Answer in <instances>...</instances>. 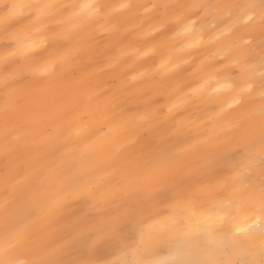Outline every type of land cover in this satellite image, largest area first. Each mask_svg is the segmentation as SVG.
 <instances>
[{
	"label": "bare ground",
	"instance_id": "6f19581e",
	"mask_svg": "<svg viewBox=\"0 0 264 264\" xmlns=\"http://www.w3.org/2000/svg\"><path fill=\"white\" fill-rule=\"evenodd\" d=\"M204 1L0 0V203L6 198L1 197L6 165L12 175L26 171L38 157V166L51 164L50 212L39 224L29 226L34 242L15 248L16 264H30L37 258V242L49 250L59 249V260L108 264L119 253L97 230L112 224L122 226L131 245L126 249L128 259L135 251L137 258L153 264H173L186 258V245L195 258L214 260L222 246L250 240L256 244L258 257L264 259L260 248L264 223L256 199L236 185L233 191L245 201L234 210L218 197L219 182L206 190L198 174L200 169L204 174L212 172L203 166L205 160L230 135L233 127L229 123L245 115V103L255 99L248 91L251 76L237 71L231 75L225 65L218 70L210 62V50L217 51L227 42L224 38L210 41L218 29L206 32L205 18L194 19L195 7ZM28 3L73 7L61 9L43 23H36L25 10L3 7ZM91 4L103 8L94 15L96 10L81 7ZM165 5L189 7L178 11ZM6 14H11L7 22ZM221 25L215 28L227 27ZM22 45L26 51L20 50ZM66 54H70L68 62L58 63L54 75L41 73L42 64ZM191 54L198 58L200 69L193 75L176 70ZM241 54L239 58H244ZM188 77L194 82H182ZM6 99L12 114L7 146ZM145 113L159 125L155 132L142 126ZM256 113L254 119L259 121ZM172 122L176 125L171 126ZM157 132L174 151L191 148L181 178L190 176L194 192H204L202 202H195L192 195L178 196L181 188L171 183L144 185L131 196L124 193V167L155 142ZM14 183L8 185L9 199L23 218L27 208L10 195ZM68 241L69 246L61 247Z\"/></svg>",
	"mask_w": 264,
	"mask_h": 264
},
{
	"label": "snow or ice",
	"instance_id": "6c2138e0",
	"mask_svg": "<svg viewBox=\"0 0 264 264\" xmlns=\"http://www.w3.org/2000/svg\"><path fill=\"white\" fill-rule=\"evenodd\" d=\"M5 9H20L28 12L29 17H35L36 23L44 21L60 14L61 9L73 7L71 5H58L54 3H28L23 5H7ZM96 10L98 14L102 10V5H82ZM174 7L178 11L183 10L187 5H165ZM198 8L206 10H214L218 8L232 7L229 5L207 4L198 5ZM249 7H259L261 12V21L264 23V0H260V4L249 5ZM11 14H6L5 22L8 21ZM92 17L90 16L89 19ZM21 51L26 49L21 46ZM69 55L63 57H54L50 62H46L40 66V71L43 75H54L58 63H67ZM15 82V81H13ZM9 85L6 83L5 85ZM200 89L195 90L199 92ZM195 94V93H194ZM264 98V94H262ZM238 104L242 103L237 101ZM10 103L6 99L3 110V122L5 130V143L7 146V137L9 128L12 123V114L9 111ZM260 121L255 123L250 115L240 117L233 126L230 135L227 139L215 146L210 153V158L204 162V167L213 170H221L226 173L224 185L235 187L236 185L249 184L251 189L250 196L257 198L261 216H264V179L261 180L258 188L252 186L247 179L246 173L250 174L252 169L258 168L259 174L264 178V107L260 110ZM142 126L147 125L149 133L155 132L159 128L158 124L153 122V119L145 113L141 117ZM229 146H235L236 150L231 151ZM258 146V151H257ZM191 151L190 147L181 148L179 151H174L171 147L166 146L164 136L157 132L155 142L148 144L139 157L131 159L122 171L121 183L124 185L123 191L126 195L131 196L144 185H156L162 183H171L179 188L182 183L181 174L185 167L188 166L187 154ZM40 165L38 157L29 168L23 173L15 171L9 175V165L5 169V193L6 198L3 204L4 211V238L0 242V264H16L13 259L15 248L21 244H32L34 242L33 235L28 232V228L32 224H39L43 221L50 212L48 192L52 185L48 184L51 175V164ZM12 184L11 196L14 199H19L27 208V212L23 218L20 213L10 208L12 200L9 199L8 185ZM19 196L17 197V192ZM186 193L183 189L177 192L178 196H184ZM191 195V193H187ZM102 239L107 242L117 253L119 258L108 262V264H153L152 261L137 258V253L133 251L132 259H128V251L131 245L127 243L122 226L115 224L109 225L103 229L97 230ZM244 231V230H239ZM261 255L264 256V233L261 234ZM70 241L65 242L61 247L69 246ZM38 254L37 258L32 260L30 264H77V262L56 259L59 249H48L42 242H37ZM78 264H96L95 261L85 260ZM173 264H217L214 260L198 259L191 254H186V258L177 259ZM240 264H257L256 261H241ZM259 264H264V259L259 261Z\"/></svg>",
	"mask_w": 264,
	"mask_h": 264
},
{
	"label": "rangeland",
	"instance_id": "374dc122",
	"mask_svg": "<svg viewBox=\"0 0 264 264\" xmlns=\"http://www.w3.org/2000/svg\"><path fill=\"white\" fill-rule=\"evenodd\" d=\"M230 1L231 0H205L203 3H206V4H204V5L211 3V4H220V5H229L232 7L218 8V9H214L211 11L203 9V8L195 7V14H197V17L194 19L198 20L201 17L205 18V21H207V23L205 25L206 28H204V31L206 30V32L207 31L209 32L212 29H218L217 33L215 35H212L209 38L210 41L218 42V39H219V41H221L224 38L225 39L224 41L227 42V43H225V45L222 48H220L217 51L216 50H210L211 52H209L208 56L209 55L213 56V57L210 56V58H213V60L209 59V60H212L210 62L216 67L219 66V67H217L218 70H222L224 68L223 65H225V67L230 70L229 74H231V75H233L237 72H244V73L248 74L247 75L248 77L251 76L250 79L252 80V83H251V88L248 91L251 92L252 94H254L255 99H253L251 101V103H245V111H246L245 115H250L254 119V114L256 112L253 110H256L257 113L260 115V110L262 107H264V98H262V94H264V23H262V21H261V12L259 13V11H260L259 7H257V8L256 7H249V5L254 4V5L258 6L260 4V0H235L236 3L232 2L234 0H232L231 2ZM198 5H203V4L198 3L197 6ZM243 6H244V9H243ZM241 9H243L244 11ZM240 10H241V12L242 11L243 12L241 13ZM250 10L253 11L251 16H248V17L245 16L244 13L246 11H250ZM208 15H212L211 16L212 20L210 19V17ZM233 16H235V17H233ZM221 17H222V20H221ZM219 21H221V22H219ZM224 21H226L227 24H225ZM236 21L239 23H237ZM252 21H254V22H252ZM221 24H224V26L226 25L227 27L225 29H220L223 26ZM233 25H234V27H233ZM215 26H217V27L221 26V27L215 28ZM236 27L238 29H236ZM235 31H236V33H234ZM239 34H240V37H239ZM221 36H223V37H221ZM227 37H229V38H227ZM237 37H239V41H238ZM234 39H236L238 42L235 43ZM233 42L236 44L235 48L236 47L238 48V49H236L238 51V53L234 52L235 48H234ZM228 43H229V46H233V47H231V48L227 47ZM238 43H239V45H237ZM242 49L245 50V52L243 50V52L245 54L243 52L241 54L240 51H242ZM232 52H234V53H232ZM216 54H218V55H216ZM231 54L232 55L234 54V55L232 56ZM238 54L243 55L242 57H244L245 59L239 58L241 56H239ZM248 58H250V59H248ZM195 59L197 61H195ZM240 59H241V62H240ZM242 59H244V60H242ZM190 60H192V61H190ZM228 60L230 63L227 64ZM246 60H247L248 64H247V62H245ZM193 61H195V62H193ZM238 62H240V63H238ZM185 63H190V64H185ZM237 63H238V66H237ZM199 64L200 63L198 62V58L194 54H191L186 59H184L182 62L178 63V66H176V70H178V71L181 70V72L182 71L191 72V75H193V73H195L196 71H198L200 69L198 67ZM181 65H182V67H181ZM246 65H248V66H246ZM253 65H254V67H252ZM255 67H257V68H255ZM250 68H251L252 72L250 71ZM189 70H191V71H189ZM73 73H72L73 75L76 74L75 69H74ZM189 75H190V73H189ZM191 75L189 77H191ZM189 77L187 78V80L185 79L182 82L188 83V82H191V80H192V82H194V78L191 79ZM43 82H44V80H42L40 82V88L43 85ZM109 82H111V80H109ZM33 91H39V88H35V89H33ZM248 91H247V93L249 94ZM235 110L238 111L239 108L236 107ZM254 121H255V119H254ZM259 121H260V118H259ZM259 121H255V123L257 124V122H259ZM226 122L229 123L228 120H226ZM236 122L237 121H232L229 124L231 125V127H233L236 124ZM232 123H235V124H232ZM170 125L175 126L176 123L172 122ZM257 151H258V146H257ZM204 173L205 172L201 171V169L198 170L199 176L202 178V180H204L203 187L206 188V190H208L210 188L212 183L218 181L219 185H218L217 195L220 199L226 200V203L232 205L234 210H238L244 204L245 198L243 197V195L238 194L235 191H233L232 186L226 187L224 185L223 181H224V178L226 176V173L224 171H221L219 169H217V170L212 169L211 173H209V174H207V173L204 174ZM246 176H247V179L250 182V184L252 186H255L256 188H258L259 184L261 183V180L264 179L260 176L258 168L252 169L250 174L246 173ZM181 179H182V183L180 184L179 188L183 189L185 191L186 195H187V193H191L195 202H197V203L202 202V200L204 198V195H203L204 192H200V191L194 192V190L192 189L190 176H183ZM239 186L241 187V189L243 190L244 193L250 194L251 189L249 187V184H243V185H239ZM164 187H166V186H162V188H164ZM4 196L6 197V193L4 191H1V197H4ZM255 199H256V204L259 208V201L257 198H255ZM3 204H4V202L0 203V241L1 242L3 241V238H4ZM10 208L13 209L11 204H10ZM261 223H264V216H263V220L261 219ZM227 237H229V236H227ZM243 238H245V236L242 237V239ZM184 250L185 251L183 254H185V255L191 253L186 245L184 246ZM242 252H244L246 254V256H243ZM257 253H258L257 247H256V244L253 240H250L249 242H244V243L241 242L239 244L231 243L230 246H227V247L222 246L221 247V252L217 255H214V261H216L217 264H240L241 261L254 260L257 262V264H259V261L261 259L258 257Z\"/></svg>",
	"mask_w": 264,
	"mask_h": 264
}]
</instances>
